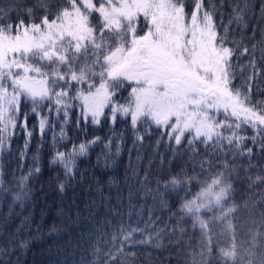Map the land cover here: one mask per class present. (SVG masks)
<instances>
[{"label":"snow or ice","instance_id":"obj_1","mask_svg":"<svg viewBox=\"0 0 264 264\" xmlns=\"http://www.w3.org/2000/svg\"><path fill=\"white\" fill-rule=\"evenodd\" d=\"M226 7L231 9L227 25ZM233 24L240 29L239 40L230 38ZM246 40L255 42L249 48ZM262 76L264 0L258 10L251 0H0V194L12 192L4 187L5 158L13 153L17 135L25 137L15 150L24 159L35 134L43 144L52 133L50 164L62 166L56 190L64 196L84 183L76 161L88 157L93 145L103 144L105 168L112 154L111 138L85 140L69 153L56 148L67 138L72 113L81 131L121 120L135 136L130 153L155 130L161 139L174 141L176 151L186 146L194 165L191 174L182 168L156 179L153 189L149 173L139 179L130 164L141 199L151 198L155 211L148 208L144 227L96 228L91 259L82 255L77 264H150L152 258H144L149 248L167 251V264H264V91L258 86L253 91ZM238 80L243 81L239 86ZM248 130L250 135L241 134ZM201 145L204 155L197 161ZM120 153L118 144L115 155ZM32 159L27 175L17 180L12 173L18 188L12 203L21 207L34 195L28 181L41 170L38 154ZM88 179L86 192L95 195H88L81 208L74 192L69 206L57 210L67 224H54L49 235L81 219L93 222L101 208L120 215L122 190L115 194L116 204L111 191L118 182ZM237 183L247 186L239 189L241 198ZM125 185L131 207L136 193L127 178ZM169 191L184 193L178 208L166 198ZM226 236L230 242L220 245ZM28 246V240L17 242L11 234L0 242V264H20L12 256ZM72 246L69 238L62 247Z\"/></svg>","mask_w":264,"mask_h":264},{"label":"trees","instance_id":"obj_2","mask_svg":"<svg viewBox=\"0 0 264 264\" xmlns=\"http://www.w3.org/2000/svg\"><path fill=\"white\" fill-rule=\"evenodd\" d=\"M251 2L258 6L260 0H251ZM7 3V0H5ZM231 15V9L226 7L224 9L223 23L228 24L229 17ZM217 22H220V18L217 17ZM255 21H250V24H254ZM230 38L235 36V39H240V29L233 24L231 26ZM251 30L249 29L247 35L251 36ZM255 41L246 40L244 43L249 48ZM259 56V51H257ZM244 60V57H241ZM243 81H236L239 86ZM257 86L260 91H264V76L259 77L253 84V91L257 90ZM127 95V93H125ZM76 112L74 111L70 118V123L65 126L67 132V138L60 141L56 148L59 151L69 153L72 151L73 145H78L80 142L90 140L95 137L103 139L104 143L112 139V154L109 160L110 167L105 168L103 166L105 157L101 155L104 152L103 144L93 145L88 157H81L76 162L81 170L84 171L85 181L82 184H77L75 189L69 188L64 196L56 190V180L63 179L62 166L51 165L50 160L54 154V148L52 144V133L49 132L44 138L43 144H41V138L39 133L35 134L32 138L30 147L28 149L27 156L24 159H20L18 153L15 151L17 148H22L24 144L23 133L17 135L14 138L12 148L13 153L11 156L5 158V169L7 174L4 177V187L11 188L12 192H4L2 198H0V242L6 243L7 237L11 234H16L17 242L21 240H28L29 246L26 250L16 249V253L12 256V260L15 261L16 257H19L20 264H77L81 256H86L91 259V248L94 244L98 243L96 228H100L103 225V230L107 232L113 231L118 228L121 223L125 225H131L133 227L139 224L140 227H144L143 221L148 218V208L154 206V201L145 197L141 199L139 185L137 178L131 177L129 165L135 168L139 173V179H142L145 171L149 173L151 187L155 189L156 179L163 180L170 177L172 174L179 172L182 168L191 174V168L194 165L192 159V153L186 152V146L182 147L179 151H176L177 146L174 141H169L166 137L161 139L159 132L152 131L151 134H145L142 144L137 145V150H133L131 153L129 149L133 147V140L135 136L129 123L118 120L113 126L105 123L101 126L89 125L86 129L81 131L75 125ZM30 123H35V120ZM55 131L59 133V123L55 127ZM143 133L144 130L141 129ZM241 134L250 135V130L241 132ZM121 137L123 143H121ZM121 146V153L119 156L115 155L116 145ZM250 146V145H249ZM137 151L139 158H137ZM257 151L258 149L254 150ZM39 156L38 166L40 167L39 174L33 176L29 181V187L33 189L34 195L30 200H25L23 207L20 202L12 203V194L18 191L16 187L17 181L13 180L12 173L18 178L22 175H27L28 169L33 167V155ZM204 155L203 145L200 146V156L196 158L199 161ZM97 156H100V163L97 164ZM240 161H238L239 163ZM253 163H257V160H253ZM247 163V161H243ZM18 165L21 167L18 168ZM127 174V175H126ZM255 176V172L251 173ZM95 176L106 182L109 179L118 182V187L113 188L112 203L116 204L115 194L118 190H122V203L117 205V211L120 215H116L112 212H106L101 208L96 214L95 220L89 222L88 220L81 219L79 225H68L66 231H61L59 234L49 235V230L55 224L57 227H62L67 224V221L57 215V210L63 205L67 208L75 192L77 197V203L83 208L84 202L88 195H95V193L86 192L88 184L91 182L88 177ZM126 178L129 180L130 186L134 193L132 199V206H129L127 201L128 186L125 185ZM238 189L236 196L241 198L244 193L239 191L241 187L246 188V185L237 183L235 185ZM198 188L193 186L192 191H197ZM161 191L164 189L161 186ZM105 192H108L107 186ZM184 195L183 192L174 193L169 191L166 194V198L169 203L173 204L174 209L179 207L180 197ZM142 206H144L142 208ZM11 207V215H9V209ZM155 211V208L153 207ZM129 213L131 216L129 217ZM74 215V214H73ZM82 215L86 216L87 213ZM28 217L25 221L24 218ZM107 220L109 223H104ZM24 221L23 227L21 222ZM190 224V222H189ZM161 226H163L161 224ZM17 228L20 231L17 232ZM189 232L192 229L189 227ZM90 233V235H89ZM71 238L73 242L72 247H62L65 245V241ZM198 239V235L194 237V241ZM103 238H101L102 244ZM239 241V238H238ZM230 242V237H225L219 243L222 246H227ZM167 243V240H164ZM151 257L150 264H167L168 252L159 249H148L144 253V258Z\"/></svg>","mask_w":264,"mask_h":264}]
</instances>
